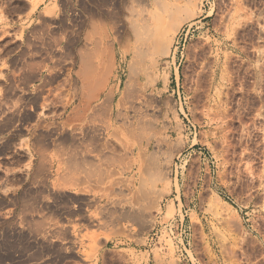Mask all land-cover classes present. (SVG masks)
<instances>
[{"label":"rangeland","instance_id":"rangeland-1","mask_svg":"<svg viewBox=\"0 0 264 264\" xmlns=\"http://www.w3.org/2000/svg\"><path fill=\"white\" fill-rule=\"evenodd\" d=\"M42 1L11 0L13 19ZM46 3L58 25L12 35L39 86L0 113V264H264V0ZM121 36L136 90L126 71L101 112L95 75L83 109L79 55L98 69Z\"/></svg>","mask_w":264,"mask_h":264},{"label":"crops","instance_id":"crops-1","mask_svg":"<svg viewBox=\"0 0 264 264\" xmlns=\"http://www.w3.org/2000/svg\"><path fill=\"white\" fill-rule=\"evenodd\" d=\"M47 1L48 0H43L32 15H27V14L23 15L21 17V22H19L18 18L13 19L11 0H0V10L3 11V16L2 17L0 16V31L2 29L4 32L3 36H0V44L2 45V49L4 51L3 56H0V104L3 103V108L0 110V113L2 111L4 112V114L12 113V111L7 107L11 106L13 99L19 100V104H20L19 112L22 113V109L26 107V100L29 90V81H31V83H35L34 84L35 87L39 86L37 80H29L28 66H27L28 62L27 59L22 56V50H24L22 37L20 41L18 38H13L12 35L20 33V30L22 28V22L26 18L35 17L36 22L42 21V24L46 23L52 26L58 25L60 23V14L58 12L57 13L55 12L54 14H50L49 12L53 11L54 9L52 6H47V8L45 7ZM95 20H97L98 24L105 23L107 26L111 25V21L103 16L102 18L101 16L97 18L95 17ZM90 21L91 18L88 19V21L86 19V21L84 22V26L87 27ZM116 22H118V19L116 20ZM24 32H25L24 30L21 31V33ZM111 33L114 34L113 32ZM116 33H118V31H116ZM1 39H3L2 42ZM13 42L16 45L14 48L20 50L19 55L15 57H12L11 55ZM128 49H134V47L127 46L122 36L116 37L114 40H112L111 62H108L106 64L107 66H111V68L109 69L108 77L105 83V87H104L105 93L103 95V98L107 96L111 91L108 96L110 97L112 93L111 99L112 100L117 99L118 92L123 89L124 81H125L124 77L127 75L126 71L128 72V66H129L128 53L126 52ZM6 51L9 52L6 53ZM77 64L79 65V62ZM65 78L66 75H61L58 76L57 78H54L53 81H55L56 83H60L65 81L66 80ZM78 82L80 81L78 80ZM72 86L74 87V85ZM72 90H73L72 88H69L65 91L71 92ZM172 92L174 94L175 90L173 89ZM70 96L79 97L80 94L75 93ZM5 119H8V117L5 116ZM132 169H134V163L132 164ZM79 229L82 231L80 235H77V238L75 240L76 241L78 240V244L76 245V248H78V250H81L82 245L79 244V241L81 240L87 241L84 240V237L87 232L82 227ZM90 229L92 228H89L88 230ZM84 247L85 246H83V249Z\"/></svg>","mask_w":264,"mask_h":264},{"label":"bare ground","instance_id":"bare-ground-1","mask_svg":"<svg viewBox=\"0 0 264 264\" xmlns=\"http://www.w3.org/2000/svg\"><path fill=\"white\" fill-rule=\"evenodd\" d=\"M42 1V0H41ZM156 2V1H155ZM160 2V1H159ZM158 3V2H157ZM37 4V2H35V3H33V6H35ZM163 4V3H162ZM164 5V4H163ZM99 6V5H98ZM184 8V7H183ZM181 10V9H180ZM187 10V9H186ZM189 11V10H188ZM154 12V11H153ZM108 15V14H107ZM101 18H102V16H101ZM175 18H177V17H175ZM178 20V19H177ZM177 23V21L175 22V24ZM66 29V28H65ZM135 31V30H134ZM138 31V30H137ZM137 31H135L136 33H137ZM154 31V30H153ZM139 32V31H138ZM153 36V35H152ZM52 38V37H51ZM60 39V38H59ZM54 42V41H53ZM156 42H157V38H156ZM161 43V42H160ZM164 43V42H163ZM157 44V43H156ZM145 45V44H144ZM155 47V46H154ZM98 49V48H97ZM78 50V49H77ZM96 50V49H95ZM166 50H168V47H167V49ZM84 51V53L83 54H80L79 55V58H78V60H79V66H80V71H79V74L81 73V75L83 74L84 75V77L86 78V80H85V83L82 85V89L84 90H87V91H91L90 93H84V92H82V94H80L81 95V97H80V103H79V106L80 105H82V107H83V105L84 104H86V103H90L91 101H95V100H97L98 98H99V92H93L92 90V88H94L95 89V85H93V79L95 78V75H96V77L97 78H95L94 79V82H101L102 83V86H100L101 88H103L104 87V85H105V83H106V80H107V71H106V69H105V67L107 66L106 64L108 63L107 62V60H105L102 56H100V54H99V68L97 69L95 66H94V64H93V62H92V54H90L89 52H85V50H83ZM83 51H81V52H83ZM86 51H87V49H86ZM94 51V50H93ZM98 51V50H97ZM79 52H80V50L77 52L78 54H79ZM94 52H96V51H94ZM93 52V53H94ZM97 53V52H96ZM96 53H95V55H96ZM104 54V53H103ZM111 56V55H110ZM77 57H78V55H77ZM108 57V56H107ZM107 59V58H106ZM136 60H134V62H135ZM28 62V61H27ZM78 62V61H77ZM134 62L133 61H131V63H130V65H129V75H128V79H127V82H125L126 83V86H124L125 87V93H127V95H129V97H130V93L132 92L133 93V91L132 90H136V88L134 89V86H135V78H134V76H133V71H134V68H135V64H134ZM92 63V64H91ZM77 64V63H76ZM110 65V64H109ZM28 66V65H27ZM77 66H78V64H77ZM19 68V67H18ZM137 69H138V67H136ZM136 69V70H137ZM92 72V74H90ZM136 72V71H135ZM139 72V71H138ZM137 74V73H136ZM103 82H104V85H103ZM111 92V91H110ZM110 92H109V94H110ZM129 93V94H128ZM108 94V95H109ZM105 96L103 99V101L99 104V111H101L102 112V110L104 111L105 109H106V107H107V105L109 104V101H110V98L112 97L111 95H112V93H111V95H110V97L109 96ZM87 97H89L90 98V100H87L88 98ZM2 101V100H1ZM3 106V105H2ZM86 105H84V107H85ZM87 106H88V104H87ZM120 106V105H119ZM84 107H83V109H84ZM86 108V107H85ZM78 109V108H77ZM5 111V110H4ZM76 112H77V110H76ZM1 113H4L3 111L1 112ZM9 113H10V111H9ZM94 113V112H93ZM81 114V113H80ZM76 115V114H75ZM78 115V114H77ZM4 116V115H3ZM10 116V115H9ZM69 116V115H68ZM100 116V115H99ZM71 117V116H70ZM75 117V116H74ZM93 117V116H92ZM77 118V117H76ZM96 118V117H95ZM99 118V117H98ZM101 118V117H100ZM79 119H81V118H79ZM93 119H94V117H93ZM4 120V119H3ZM8 120V119H7ZM14 120V119H13ZM68 121V120H67ZM4 122V121H3ZM5 122H8V121H5ZM12 123V122H11ZM44 123V122H43ZM68 124V123H67ZM130 128H131V126H130ZM129 128V129H130ZM138 131V130H137ZM142 132V131H141ZM89 134V133H88ZM142 134V133H141ZM144 134V133H143ZM40 137V136H39ZM96 138V137H95ZM137 140V139H136ZM141 141V140H140ZM147 142V141H146ZM102 144V143H101ZM39 145V144H38ZM46 146V145H45ZM55 146V145H54ZM57 147V146H56ZM44 149V148H43ZM41 151H42V149H40ZM39 150V151H40ZM36 153V152H35ZM151 153V152H150ZM152 153H153V151H152ZM71 154V153H70ZM85 154V153H84ZM141 154V153H140ZM73 155V154H72ZM72 157V156H71ZM76 157V156H75ZM83 160V159H82ZM142 160V159H141ZM67 161V160H66ZM149 162H150V160H148ZM70 162V161H69ZM85 162V161H84ZM87 163V162H86ZM91 164H92V162H91ZM72 165V164H71ZM69 167V166H68ZM88 167V166H87ZM98 167V166H97ZM91 168V167H90ZM94 169V168H93ZM92 171V170H91ZM88 172V171H87ZM85 174V173H84ZM90 174V173H89ZM88 174V175H89ZM87 175V176H88ZM68 176V175H67ZM86 176V175H85ZM86 178H88V177H86ZM83 179V178H82ZM89 179H90V177H89ZM98 181H100L101 182V178H100V180H98ZM97 181V182H98ZM84 182V181H83ZM104 190H105V188H104ZM57 193V192H56ZM136 196V195H135ZM28 197V196H27ZM35 197V196H34ZM20 198V197H19ZM69 198V197H68ZM87 198V197H86ZM32 199V198H31ZM21 200V199H20ZM55 200V199H54ZM24 202V201H23ZM24 204V203H23ZM32 204V203H31ZM20 206V205H19ZM64 207V206H63ZM103 208V207H102ZM106 209V208H105ZM25 212V211H24ZM56 216V215H55ZM135 219V218H134ZM129 220H130V218H129ZM137 220V219H136ZM27 221V220H26ZM29 221V220H28ZM40 222H43V221H40ZM21 223V222H20ZM138 223V222H137ZM40 231V230H39ZM53 231V230H52ZM51 244V243H50ZM47 246H49V245H47ZM71 251V250H70Z\"/></svg>","mask_w":264,"mask_h":264},{"label":"built area","instance_id":"built-area-1","mask_svg":"<svg viewBox=\"0 0 264 264\" xmlns=\"http://www.w3.org/2000/svg\"><path fill=\"white\" fill-rule=\"evenodd\" d=\"M190 28H191V26L187 27L185 34H184L185 37L187 36ZM182 31H184V29H182ZM180 40H182V38L180 39V37H177L176 42H175V47L173 48L172 55H171L172 59H174V58L176 59V57H177V59H178V57H182V49L179 52L176 51L179 48V45H178L179 42L178 41H180Z\"/></svg>","mask_w":264,"mask_h":264}]
</instances>
